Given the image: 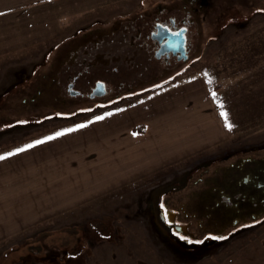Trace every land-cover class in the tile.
Returning a JSON list of instances; mask_svg holds the SVG:
<instances>
[{
	"label": "rangeland",
	"instance_id": "374dc122",
	"mask_svg": "<svg viewBox=\"0 0 264 264\" xmlns=\"http://www.w3.org/2000/svg\"><path fill=\"white\" fill-rule=\"evenodd\" d=\"M174 1L179 0H136L131 3L137 9L134 14L133 10L126 13L120 3L111 2L107 4L113 8H106V17L95 20L59 17L27 27L29 34L17 48L11 43L5 51L6 59L0 61V155L11 157L8 154H16L17 149L37 145V141H45L97 117L109 114L112 117L115 110L169 89L179 90L178 93L183 92L180 89L195 90L185 93L187 98L186 94L209 96L215 107L212 110L222 125L223 140L98 199L69 204L72 207L51 217L37 219L38 215H29L27 221L34 224L0 242V264H264V222H252L232 237L222 236L207 252L202 250L196 255L175 252L156 223L155 197L163 188L178 183L191 168L205 161L264 144V0L220 4L214 17L206 21L195 19L190 24L191 30L185 32L193 42L190 58L163 69L164 72L163 63L154 64L155 61L147 69L144 58L147 55L141 57L139 53L146 43L145 37L140 30L137 34L141 37L130 39L139 30L124 25L142 26L146 21L150 24V11L153 10V16L158 15L157 4L165 6ZM169 12L166 7L160 15ZM126 14L131 16L120 17ZM124 33L127 39L120 40ZM114 34L119 35V50L124 43L133 41L132 49L138 51L139 58L133 59L134 68L128 67L125 60L123 66L113 65L109 60L103 63L95 57L94 66L85 75V52H93L90 49L94 43ZM99 46L103 50L110 48ZM79 70L82 72L78 74ZM75 75V88L83 91L89 86L85 78L106 80L111 92L106 101L96 98L85 102L80 96H69L65 89L58 94L55 86L65 88ZM113 80H124L131 87L130 92L115 97L121 88ZM39 86L43 95L33 102ZM222 113L228 114L227 121ZM227 123L233 127L229 129ZM168 128L171 130V125ZM256 153L261 154L258 150ZM172 196L184 197L181 192Z\"/></svg>",
	"mask_w": 264,
	"mask_h": 264
},
{
	"label": "crops",
	"instance_id": "0c3cea01",
	"mask_svg": "<svg viewBox=\"0 0 264 264\" xmlns=\"http://www.w3.org/2000/svg\"><path fill=\"white\" fill-rule=\"evenodd\" d=\"M111 2L126 13L137 10L136 0H0V61L11 43L17 48L29 34L27 27L59 17H106ZM180 90H165L0 161V242L34 224L29 215L51 217L98 199L222 141L210 97L198 92L202 96L187 98L195 90Z\"/></svg>",
	"mask_w": 264,
	"mask_h": 264
},
{
	"label": "flooded vegetation",
	"instance_id": "af4514ba",
	"mask_svg": "<svg viewBox=\"0 0 264 264\" xmlns=\"http://www.w3.org/2000/svg\"><path fill=\"white\" fill-rule=\"evenodd\" d=\"M231 1L233 0H179L171 2L170 5L165 3V6L157 4L158 9L155 12L158 15L153 16V10L150 11L152 13L150 24L146 21L145 25L142 26L139 24L133 25V23L124 26L125 28L139 30L133 32L130 39H133L134 36L141 37V34L145 37L146 43L140 47L139 53L147 55V58H145L146 68L149 69V64L155 61L154 64L156 62L163 63L162 71L164 72L171 65H177L192 56L193 42L189 40L188 35L185 33L191 30L190 24L194 23L195 19L210 20L211 16L214 17L216 14L217 6L220 7V4L225 6ZM242 1L247 2V0ZM166 7L167 11L170 12L168 15L161 17L160 14ZM173 11L175 13L170 14ZM177 11L178 13H176ZM220 14L219 11L216 20H218ZM140 30L141 34H137L140 33ZM178 36L182 37L180 40H183V42L176 40ZM107 38H104L102 42L94 43L92 49H90L93 52H85V61L83 62L85 64V75L88 68L94 66L95 57L101 58L103 63L109 60L113 65L119 63L124 66L125 63L121 61L125 60L128 67L134 68L133 59L138 55V51L134 50L133 56L126 53L124 57H120L118 55L119 35L114 34ZM123 39H127L125 33L120 38V40ZM130 41L133 44V41ZM99 45H109L110 48L103 50ZM188 47L189 52L184 53V49H188ZM95 50H98V52ZM186 53L187 57L184 59ZM114 69L118 70L117 67H114ZM80 72L82 71L79 70L78 74ZM76 79L75 75V79L68 80L65 88L56 85L57 93L61 94L65 89L70 96V85H73L72 88L76 89ZM87 79L85 78V84H89L88 89H85V91L76 89L79 93L75 96L84 98L85 102L88 99L96 100V98L106 101V97L110 92L108 82L99 79V77ZM100 82L106 85L105 94H98L95 91L97 83ZM113 82L121 88L115 97H120L119 94L123 92H130L131 87L126 86L124 80L121 82L113 80ZM40 87H38L32 98L33 102L43 95ZM57 93L55 98H58ZM65 101L64 99L60 103L64 104ZM257 150L261 154H257ZM240 151L241 153H239ZM240 151L238 150L235 155L232 152L219 159L216 157L205 161L201 165L194 166L185 178L179 179L178 183L166 186L155 197V203L157 204L156 223L174 247L175 252L183 255H196L202 250L207 252V248L217 244L222 236L232 237L240 233V230H245L252 222H264V144ZM232 155L234 156L230 159L229 157ZM228 159L230 161H226ZM195 172L196 174H194ZM175 192H181L184 197L172 196Z\"/></svg>",
	"mask_w": 264,
	"mask_h": 264
},
{
	"label": "water",
	"instance_id": "95a60500",
	"mask_svg": "<svg viewBox=\"0 0 264 264\" xmlns=\"http://www.w3.org/2000/svg\"><path fill=\"white\" fill-rule=\"evenodd\" d=\"M180 38H182L181 36H178L177 38H176V40L178 39V40H180ZM180 41H182L183 42V40H180ZM184 45H185V43H184ZM186 48V47H185ZM185 52H189V47H188V49H184V53ZM187 53H186V55H184V59L187 57ZM73 87V85H70V88H69V93H70V95H72V96H74V95H76V94H78L79 93V91L78 90H76V89H74V88H72ZM106 90H107V88H106V85L104 84V83H102V82H100V83H97V86H96V89H95V91L98 93V94H105L106 93Z\"/></svg>",
	"mask_w": 264,
	"mask_h": 264
},
{
	"label": "snow or ice",
	"instance_id": "6c2138e0",
	"mask_svg": "<svg viewBox=\"0 0 264 264\" xmlns=\"http://www.w3.org/2000/svg\"><path fill=\"white\" fill-rule=\"evenodd\" d=\"M213 96H215V93H213ZM222 115H224L226 121L228 119V114L227 113H222ZM103 117H98V119H102ZM85 125H81L80 127H84ZM229 129H231L233 127V125L231 123H227L226 125ZM63 133H58V135H62ZM48 139H53V137H48ZM44 141H37L36 143H43ZM28 148H31L33 147V145H28L27 146ZM25 151L24 148H20V149H17V152H23ZM15 153H9L8 155L11 156V155H14ZM6 157L5 156H2L0 155V161L4 160Z\"/></svg>",
	"mask_w": 264,
	"mask_h": 264
},
{
	"label": "trees",
	"instance_id": "16d2710c",
	"mask_svg": "<svg viewBox=\"0 0 264 264\" xmlns=\"http://www.w3.org/2000/svg\"><path fill=\"white\" fill-rule=\"evenodd\" d=\"M124 40V39H123ZM127 42V41H126ZM124 43V42H123ZM127 49V50H126ZM127 53V55H129V54H131L132 56H133V53H134V50L132 49V45L129 43H124V45H123V48L122 49H120V50H118V55L120 56V57H124L125 56V54ZM141 55V54H140ZM143 55H141V57H142ZM135 58L136 59H139V58H137V56H135ZM134 58V59H135ZM144 58H147V57H144ZM122 62V61H121ZM50 90V89H49ZM48 90V91H49ZM49 93V92H48ZM48 95V94H47ZM54 97V96H53ZM53 97H51V98H53Z\"/></svg>",
	"mask_w": 264,
	"mask_h": 264
},
{
	"label": "bare ground",
	"instance_id": "6f19581e",
	"mask_svg": "<svg viewBox=\"0 0 264 264\" xmlns=\"http://www.w3.org/2000/svg\"><path fill=\"white\" fill-rule=\"evenodd\" d=\"M129 93V92H128ZM134 93V92H133Z\"/></svg>",
	"mask_w": 264,
	"mask_h": 264
}]
</instances>
